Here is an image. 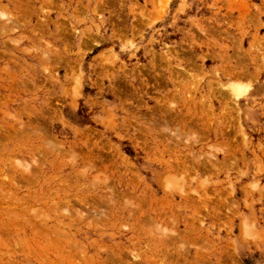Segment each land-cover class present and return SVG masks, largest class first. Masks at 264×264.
<instances>
[{
	"label": "rangeland",
	"instance_id": "374dc122",
	"mask_svg": "<svg viewBox=\"0 0 264 264\" xmlns=\"http://www.w3.org/2000/svg\"><path fill=\"white\" fill-rule=\"evenodd\" d=\"M0 264H264V0H0Z\"/></svg>",
	"mask_w": 264,
	"mask_h": 264
}]
</instances>
